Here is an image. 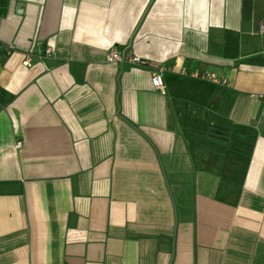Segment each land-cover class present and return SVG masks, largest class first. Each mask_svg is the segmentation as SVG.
Wrapping results in <instances>:
<instances>
[{
	"label": "crops",
	"instance_id": "0c3cea01",
	"mask_svg": "<svg viewBox=\"0 0 264 264\" xmlns=\"http://www.w3.org/2000/svg\"><path fill=\"white\" fill-rule=\"evenodd\" d=\"M0 40V264H264V0H0Z\"/></svg>",
	"mask_w": 264,
	"mask_h": 264
},
{
	"label": "built area",
	"instance_id": "2783aa9c",
	"mask_svg": "<svg viewBox=\"0 0 264 264\" xmlns=\"http://www.w3.org/2000/svg\"><path fill=\"white\" fill-rule=\"evenodd\" d=\"M4 46V43L0 40V48ZM7 48L9 53H13L15 51V45L13 43H9L7 44ZM47 54L50 55L52 52L51 48L47 49ZM107 61L109 62H119V63H125V62H129L131 64L134 65H145L147 64V60H145L144 58L138 56V55H128L125 51H119L117 49H111L109 50V52L107 53ZM24 64L25 65H30L31 64V59L28 56L25 60H24ZM165 72V68L162 66H159L156 70V72L154 73L153 77H152V84L153 86L158 89L160 92L164 93L165 92V85H164V81H163V74ZM192 76L195 77H202L204 79H207L213 83L219 84V85H226L227 79L218 76L216 73L214 72H204L203 74H199L198 72H194L191 74ZM262 97L264 98V92L262 93ZM17 146H21V142L18 141L17 142Z\"/></svg>",
	"mask_w": 264,
	"mask_h": 264
}]
</instances>
